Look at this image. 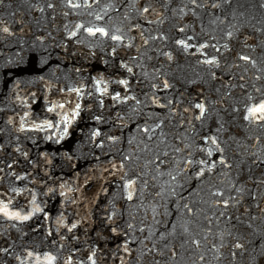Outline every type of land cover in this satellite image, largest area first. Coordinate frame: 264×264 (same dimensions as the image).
Returning <instances> with one entry per match:
<instances>
[{
    "label": "water",
    "instance_id": "1",
    "mask_svg": "<svg viewBox=\"0 0 264 264\" xmlns=\"http://www.w3.org/2000/svg\"><path fill=\"white\" fill-rule=\"evenodd\" d=\"M73 2L0 0V153L26 212L33 195L43 209L30 220L45 251L56 264H91L93 250L96 264H264V121L244 119L264 99V0ZM53 103L81 105L63 139L33 130L60 119Z\"/></svg>",
    "mask_w": 264,
    "mask_h": 264
},
{
    "label": "snow or ice",
    "instance_id": "2",
    "mask_svg": "<svg viewBox=\"0 0 264 264\" xmlns=\"http://www.w3.org/2000/svg\"><path fill=\"white\" fill-rule=\"evenodd\" d=\"M191 2L195 5L197 3V0H191ZM228 0H225V3H227ZM84 6L86 7H91V5H89L87 3V0H84ZM197 6H202V5H197ZM219 4H213L212 7H219ZM48 8H54L55 6L52 3H49L47 5ZM66 7L70 8V9H78L80 7H82V5L80 3H74L73 0H66ZM261 7H264V4L261 5ZM43 10V9H41ZM145 12L148 11V8L144 9ZM91 14V13H90ZM65 16L68 15L67 12L64 13ZM96 19H102V17H100L99 15L96 16ZM75 29L79 30V29H83V31L87 32V34L89 36L95 37L97 35H99L100 37H109L110 39L116 42H120L123 39L122 35H117V34H111L109 33V31L105 28V27H98V26H88L85 27L82 24H76L75 25ZM3 32L11 34L9 32V29L7 27H4ZM117 32H119V29L116 30ZM181 31H183V29H181ZM77 34V32L74 30L72 32L69 33V36H75ZM228 37L232 36V32H228L226 34ZM191 39V38H189ZM177 44L183 46V48L185 50H187L188 47H190L189 44H187L184 40H177L176 41ZM206 47V45H200V48H204ZM225 47H227V45H225ZM113 52L116 51L115 48L112 49ZM165 55H168V58L171 59V55L168 53H165ZM240 59L245 61V62H250L253 65H255V60H252V58L250 56L247 55H241ZM206 64H215L216 63V58L212 57L211 59H206L205 61H203ZM121 67H125V65L121 64ZM128 72H131L132 69L128 68L127 69ZM41 79H43V77H41ZM97 87H96V91L100 92L102 94H106L107 93V87L101 88L100 85L102 83L101 80H96L95 81ZM117 83L121 84V85H127L128 81L126 79H121L119 81H117ZM164 87L167 88L168 84L167 82H165ZM61 91H64L63 89H61ZM69 92H75L77 96H80L81 93V89L80 88H69L68 89ZM91 93H89L90 95ZM120 93L117 92L115 93V95L113 96L114 100H120ZM124 99H128V97H124ZM249 99H251V97H249ZM67 103V102H65ZM65 103H53L51 104L48 108L47 111L48 112H56V109H64L65 108ZM196 107L200 110L201 115H203L204 113V105L202 103L197 104ZM81 105L79 103H76L75 106L71 109L70 114L68 112H64L63 114H61L60 112H56V115L58 117H60V119L58 121H56V123H53L52 120H45L43 122V124H34V129L33 130H40L43 131L44 130V126L46 125V127L48 129H52V128H62V130L59 133V138L63 139L64 136H66L69 133V126L72 124V122L79 116V111H80ZM25 115H27V113H25ZM96 119H99V117H96ZM197 119H200V117L198 116ZM244 119L245 120H250V121H264V99H261L258 103H253L250 104L246 107V114L244 115ZM24 125L21 124V129H23ZM99 135V132H94L93 136ZM110 139H115V138H110ZM207 139V138H206ZM211 143L216 145V139L213 137L211 138ZM217 147H219L217 145ZM179 151V149H178ZM209 155H211V150H209L208 152ZM221 163H223V158L221 157L220 160ZM199 163L203 164L205 163V161H199ZM121 167H123V165H121ZM212 166H209V171L211 170ZM203 172V169L201 170V172H198L197 175H201ZM19 178V177H18ZM135 183V181L133 180H128L125 182V188H130L133 184ZM13 191H17L15 189H13ZM49 191H52L51 189H49ZM237 191H239V189H237ZM61 195H63V193H61ZM215 195H220L219 192L215 193ZM129 199L132 198L131 193H129ZM11 203V201H8L7 203L4 202L3 200H0V215H3L4 217L8 218V219H15V220H20V221H24V220H28L34 213H39L42 212L43 209L40 208L39 205H37L35 203V195H33V200L32 203L34 205L32 211L28 212L26 215L22 214L20 211H13L9 208V204ZM223 203L225 205H227L228 201L225 200L223 201ZM185 207H187V205H185ZM191 211V209H189V212ZM45 217H47V213H45ZM109 219H111V217H109ZM76 224H72L71 227L69 228V231H71L73 228H76ZM129 227H131V225H129ZM113 232L116 231V229H112ZM193 243H198L197 241H193ZM235 247L240 248L242 247L241 244L237 243L235 245ZM127 251V249H125ZM9 250L7 248H0V252H4L7 253ZM25 256L23 258H21V256H16V259L20 262V264H56L57 261V256L50 253V252H44L43 254L39 253V252H34L32 250H25ZM95 256V250H93V252L88 256V260L91 262V264H96V261L94 259ZM201 259H203V257H201ZM65 264H72V257L69 256L68 259L65 261Z\"/></svg>",
    "mask_w": 264,
    "mask_h": 264
}]
</instances>
